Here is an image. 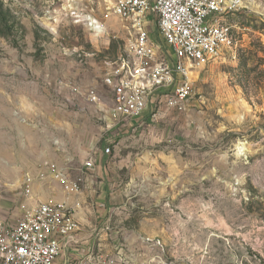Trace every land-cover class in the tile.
<instances>
[{"label": "rangeland", "instance_id": "rangeland-1", "mask_svg": "<svg viewBox=\"0 0 264 264\" xmlns=\"http://www.w3.org/2000/svg\"><path fill=\"white\" fill-rule=\"evenodd\" d=\"M221 20L235 43L187 63L186 109L163 108L160 93L141 122L118 134L106 129L112 94L103 76L128 58L132 30L112 15L111 0H0V223L35 207L45 164L74 175L86 154L108 147L121 197L102 218L101 244L112 251L101 245L97 256L264 264V0ZM149 26L156 56L173 63L154 18Z\"/></svg>", "mask_w": 264, "mask_h": 264}, {"label": "built area", "instance_id": "built-area-1", "mask_svg": "<svg viewBox=\"0 0 264 264\" xmlns=\"http://www.w3.org/2000/svg\"><path fill=\"white\" fill-rule=\"evenodd\" d=\"M247 0H111V13L130 24L132 43L128 58L112 66L103 83L112 94V106L106 110L112 127L141 122L148 113V103L160 93L162 107L184 111L192 98L187 63L216 56L221 49L234 45L231 27L221 20L223 15L240 9ZM156 24L162 41L170 48L173 63L157 57L149 33L150 20ZM90 102H98L94 90L87 92ZM110 152L106 147L104 154ZM89 157L83 169H91ZM49 177L62 191L78 197L81 177L70 178L64 169L47 163L36 179ZM32 178L23 182V193L29 195ZM53 200L39 202L23 212L12 225L0 223V264H114L111 258L90 255L86 258L58 263L63 247L75 246L78 224L75 209Z\"/></svg>", "mask_w": 264, "mask_h": 264}, {"label": "crops", "instance_id": "crops-1", "mask_svg": "<svg viewBox=\"0 0 264 264\" xmlns=\"http://www.w3.org/2000/svg\"><path fill=\"white\" fill-rule=\"evenodd\" d=\"M109 123V121L106 123V129L108 130L112 127ZM136 125L137 121H133L131 127L114 128L118 130V134H123L131 131ZM91 149H93L92 146ZM89 157L93 159V167L91 169H83V163ZM68 159L70 161V158ZM116 165L117 162H114L113 157L104 154L103 150H95L86 154L85 157L80 160L74 175H72L73 172H69V170L67 171L65 168H62L70 178L81 177L82 191L78 197L67 195L62 192L59 189L60 187L58 188L56 184L52 183L53 181L50 178L34 186L38 190V197L33 199V204L35 205L46 200H53L57 203H63L66 206H73L76 201L80 204L74 212V218L78 224L76 238L79 240V243L75 246L63 247L61 255L57 260L58 263L78 260L90 255L97 256L99 254H96V251H101L99 247L101 245L106 246L104 242L101 244V239L107 236L106 223L102 218L107 212L116 209L114 206L119 203L121 197V194L118 193L121 189L117 190L118 188H116L119 187L120 184L118 182V168ZM120 165H122V163H120ZM49 183L52 184L50 185ZM82 197L86 201L84 205H82ZM109 234L113 235L114 232H109ZM107 246L108 248L106 251L111 252L112 250L109 247V243Z\"/></svg>", "mask_w": 264, "mask_h": 264}, {"label": "bare ground", "instance_id": "bare-ground-1", "mask_svg": "<svg viewBox=\"0 0 264 264\" xmlns=\"http://www.w3.org/2000/svg\"><path fill=\"white\" fill-rule=\"evenodd\" d=\"M190 65L187 66V68L189 67Z\"/></svg>", "mask_w": 264, "mask_h": 264}]
</instances>
